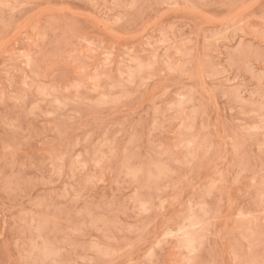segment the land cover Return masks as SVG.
Instances as JSON below:
<instances>
[{
	"label": "rangeland",
	"instance_id": "374dc122",
	"mask_svg": "<svg viewBox=\"0 0 264 264\" xmlns=\"http://www.w3.org/2000/svg\"><path fill=\"white\" fill-rule=\"evenodd\" d=\"M263 177L264 0H0V264H264Z\"/></svg>",
	"mask_w": 264,
	"mask_h": 264
},
{
	"label": "bare ground",
	"instance_id": "6f19581e",
	"mask_svg": "<svg viewBox=\"0 0 264 264\" xmlns=\"http://www.w3.org/2000/svg\"><path fill=\"white\" fill-rule=\"evenodd\" d=\"M238 100H239V99H238ZM159 164H160V163H159ZM263 178H264V177H263ZM262 180H263V179H262ZM263 183H264V182H263ZM263 185H264V184H263ZM263 185H262V186H263ZM257 187H258V186H257ZM249 214H250V213H249ZM248 216H249V215H248ZM251 216H252V215H251ZM193 217H194V216H193ZM249 217H250V216H249ZM189 220H190V219H189Z\"/></svg>",
	"mask_w": 264,
	"mask_h": 264
}]
</instances>
